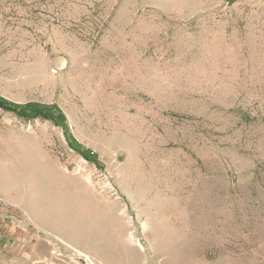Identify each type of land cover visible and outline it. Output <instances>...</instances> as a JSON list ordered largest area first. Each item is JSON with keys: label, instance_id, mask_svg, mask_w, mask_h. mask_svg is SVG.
<instances>
[{"label": "rangeland", "instance_id": "rangeland-1", "mask_svg": "<svg viewBox=\"0 0 264 264\" xmlns=\"http://www.w3.org/2000/svg\"><path fill=\"white\" fill-rule=\"evenodd\" d=\"M0 97V264H264V0H0Z\"/></svg>", "mask_w": 264, "mask_h": 264}, {"label": "built area", "instance_id": "built-area-1", "mask_svg": "<svg viewBox=\"0 0 264 264\" xmlns=\"http://www.w3.org/2000/svg\"><path fill=\"white\" fill-rule=\"evenodd\" d=\"M61 243L62 245H58L54 241L50 243L52 248L47 264H96L87 254L64 241Z\"/></svg>", "mask_w": 264, "mask_h": 264}, {"label": "trees", "instance_id": "trees-1", "mask_svg": "<svg viewBox=\"0 0 264 264\" xmlns=\"http://www.w3.org/2000/svg\"><path fill=\"white\" fill-rule=\"evenodd\" d=\"M0 107L12 111L18 116L24 117V118H31V117H44V116H56L55 112L53 113L52 108L50 107H37L35 105H30V106H19L17 104H13L9 102L8 100L0 97ZM60 114V113H58ZM63 118V116H60ZM65 129H67L66 126H64Z\"/></svg>", "mask_w": 264, "mask_h": 264}, {"label": "crops", "instance_id": "crops-1", "mask_svg": "<svg viewBox=\"0 0 264 264\" xmlns=\"http://www.w3.org/2000/svg\"><path fill=\"white\" fill-rule=\"evenodd\" d=\"M67 222H69L70 224H72V228L76 225L75 223V220H74V215L73 214H69L68 215V219H67ZM14 222L12 220H7L6 218H2L0 219V225H3V231L5 233H8L9 231H13V232H17V233H21L23 236L22 237H19V239H21L24 243V245H26V243L29 242V236H25V233H24V227L21 226L20 224H13ZM40 226V225H39ZM42 228V227H40ZM44 229V228H43ZM90 232H93L94 231H87L86 233H84L83 237L84 239H87V238H93L92 235L90 234ZM31 239V238H30ZM83 250V251H82ZM82 252L84 253V251L86 252L85 254L88 253V255H94V253L92 251H90L89 249H86L85 247L82 246ZM90 253V254H89Z\"/></svg>", "mask_w": 264, "mask_h": 264}]
</instances>
